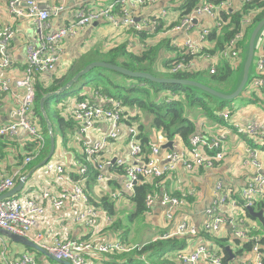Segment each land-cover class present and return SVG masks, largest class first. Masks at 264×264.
Segmentation results:
<instances>
[{
  "label": "built area",
  "instance_id": "1",
  "mask_svg": "<svg viewBox=\"0 0 264 264\" xmlns=\"http://www.w3.org/2000/svg\"><path fill=\"white\" fill-rule=\"evenodd\" d=\"M157 0H114L109 5L93 9L79 8L74 18L66 25L51 29L49 19L52 15L63 9V6L49 7L38 0H9V11L16 16H26L37 21V45L27 47V58L30 62L26 66L23 77L16 80V85L25 90L15 111L13 121L0 125V138L15 136L19 130L28 133V140L24 145L35 142L38 152L29 155L25 164L32 162L45 147L47 139L35 118V84L34 75L39 72H50L63 51V40L67 37H76L80 32L95 22L107 21L125 28H134L137 31L155 32L163 28L161 22L168 17L167 12L148 16L133 15L128 4L135 7H147ZM251 0H241L242 5ZM26 3V9L21 4ZM228 0L220 3L207 2L197 5L191 12L184 16L179 15L176 22L166 24V33L186 30L189 35L183 45L174 43L185 54L168 70L170 74L179 72H198L201 68L196 61L204 59L211 74H215L221 60H230L236 67L243 61V49L240 45L245 40L246 29L252 24L255 11L244 16L240 30L225 45L223 50L211 54L208 41L214 29L220 31L222 26L221 12L230 7ZM120 8V20H117V9ZM212 20L210 26L199 27L203 16ZM147 32V31H146ZM13 37L10 28L0 31V68L9 66L6 51ZM35 62H31V60ZM255 70L249 85L261 88L264 84V30L261 33L255 57ZM36 63V64H35ZM9 80H0V90L8 91ZM64 105L67 113L76 122V137L80 145V156L75 159V174H71L65 166L56 160H49L43 167L48 175H53L52 180L45 186H24L17 195L0 199V264H49L40 262L33 251H15L4 240L2 230L26 236L37 242L54 256L71 261L73 264H109L95 262L97 255H113L131 251L135 246L124 243L118 236L110 237L105 230L113 221V216L103 208L94 205L90 195V184L98 189L104 196L110 197L113 202L128 199L132 200L136 193V185L143 179L154 185L157 178L165 173L174 172L181 164L187 171L194 172L202 169H213L227 157V138L230 133L242 137L249 155L247 162L251 163L257 173L253 175L243 188L241 200L233 196L230 187L223 181L217 183L219 197L214 200L206 210L204 231L218 235L223 225L231 224L232 233L243 241H251L255 261H245L240 264H264L262 248L264 239L261 235L253 236L246 229L247 220L245 208L254 207L264 193V128L255 122H246L237 114L229 117L228 113L220 115L228 122V126L220 128L216 134L203 132L200 129L190 137V145L180 152L174 148L164 153L166 163L159 165L143 150L140 140L139 128L135 123L127 124V107L123 102L113 100L98 92L86 96L84 100L68 99ZM205 120H201L198 127H202ZM111 142H124L127 154H118V146H113L115 155L104 156ZM249 142V143H248ZM168 143L161 135V143L153 144L152 152L160 150ZM23 145V144H22ZM117 162L122 166L120 170H110ZM94 166L97 173L95 181H90V168ZM76 176V177H75ZM20 179V178H19ZM120 179L121 188L114 187L113 181ZM17 175H0V198L3 194L13 189L18 183ZM124 182V183H123ZM161 203L169 206L168 218L171 220L175 209L184 204L185 200L169 193L161 196ZM158 194L150 192L146 195L145 204L151 211L157 201ZM101 199V197H100ZM58 217L61 222L77 224L87 228L90 232L87 238L71 239L67 235H50L37 231L43 223H50ZM108 225V227H106ZM106 227V228H105ZM199 234V229L188 220L179 224L176 229L161 238L173 236L193 237ZM220 236V235H219ZM174 255H169L173 260H180L185 264H224V254L216 243L208 246L200 244L194 251L185 248L175 250ZM172 254V253H171ZM110 259V258H109ZM109 261V260H108ZM228 262V260H227Z\"/></svg>",
  "mask_w": 264,
  "mask_h": 264
},
{
  "label": "crops",
  "instance_id": "2",
  "mask_svg": "<svg viewBox=\"0 0 264 264\" xmlns=\"http://www.w3.org/2000/svg\"><path fill=\"white\" fill-rule=\"evenodd\" d=\"M42 1L43 5L54 7L63 6V9L52 15L49 19L50 28L56 29L57 27L68 24L73 18L77 9H93L97 7H104L110 4L114 0H38ZM171 0H157L154 4L147 7H135L132 4H128V8L137 17V15L148 16L152 14H162L164 11L167 12L168 17L166 20L161 22L163 28H159L155 32L146 30V37L143 38L139 35L134 34L133 28L121 27L118 24L100 21L98 25L92 24L84 28L80 34L76 37H67L63 40V51L56 64V68L50 72L40 73V79L50 85L54 77H61L67 73L72 65L81 57V55L89 52L90 50H98L102 53L108 52L110 48L117 45L126 44L127 49L131 52L138 53L145 47V42L157 44L161 42H169L170 45L165 46L160 52V57L157 63V70L162 71L166 65L163 63L170 59L173 55L182 53V50L175 46L174 43L183 45L184 41L189 36L186 30H180L174 33H166V24L176 22L179 18L180 13L168 10L167 6H170ZM231 8L238 9L242 6L241 0H228ZM21 7L26 9V4L22 3ZM120 8L117 9V20H120L119 16ZM37 21L35 19L26 16L12 15L9 11V0H0V31L6 28H10L13 32V37L9 42L6 55L9 58V66L6 68H0V80L9 79L11 84L8 91L0 90V125L13 121L15 119V111L19 104L21 97L24 95L25 90L18 87L15 81L24 76L27 66V47L29 45L37 44ZM212 20L208 16H203L199 27L210 26ZM114 41L115 43L110 44L109 47L103 46L102 43L106 40ZM1 57V55H0ZM244 57L242 56V59ZM229 61L230 60H224ZM222 61V62H224ZM196 64L201 68V71L207 68V61L200 59L196 61ZM254 71V70H253ZM87 92L88 95L92 94V90L86 87L82 93ZM69 99L74 100V97ZM237 116L246 122H255L260 124L264 128V108L257 104L243 105L242 102L236 103ZM147 123H150V119H147ZM203 132L211 134L218 133L221 129L215 124L209 122L204 123L199 128ZM69 141L67 145L63 143L62 136L57 134V146L52 160L59 161L65 168L72 174L75 172L74 161L80 156L81 148L77 141L76 133H69ZM159 135L155 132L152 135L153 144L159 143ZM3 140V138L1 139ZM11 141L9 146L5 148L0 146V175H17L18 178L33 171L32 175L27 179L25 185L28 186H45L48 184L53 175H48L43 167L31 170H27L29 164L23 163L22 165L15 158L17 148H22L24 143L28 140V133L25 130H19V132L10 138ZM174 148L177 151H181L188 147L182 140H174ZM23 144V145H22ZM117 145L118 154H127L128 149L124 142H111L107 150L104 152V156L115 155L113 146ZM227 157L217 167L213 169H202L200 171L190 172L187 171L181 164L177 170L170 173H165L161 178H157L153 187L154 193L158 194L159 201L155 204L154 208L145 214L140 215L144 218L142 226H148L150 229L151 236L133 243L132 240L126 239V242L133 246H143L151 241H154L162 234H168L173 232L176 227L186 220L195 225L199 229V234L193 237L187 238V251H194L200 244H206L208 246L213 245V242L204 234V223L206 220V210L211 206L215 199L219 197V191L217 190V183L223 181L224 184L231 188L233 196L241 200V194L243 188L246 186L248 180L257 173L255 167L248 163V153L246 151L247 145L242 137L230 133L227 138ZM171 147H163L160 153L154 154L150 147L149 156L154 158L159 165L166 163L164 159V153L172 150ZM119 183L120 179H117ZM124 183V182H123ZM114 186V185H113ZM115 187V186H114ZM117 187V186H116ZM115 187V188H116ZM90 193L93 201H101L100 197L102 194L98 189H91ZM164 193H169L174 196L181 197L185 200V203L178 206L175 209L172 220H169L167 214L169 206L161 203V196ZM260 201H264L263 196L259 197ZM125 201L120 200V205L124 204ZM117 208H115L116 212ZM135 211V205L133 206ZM130 212V217L134 213ZM117 212L115 213V215ZM138 217V216H134ZM123 215L119 217L116 223L120 225L123 223ZM168 221V225L167 222ZM262 224L259 220L247 218L245 227L252 231L260 230ZM108 227V225L106 226ZM105 227V228H106ZM119 234L114 229V233L111 228L105 231L108 236L122 235V230L119 229ZM50 235H67L71 239H81L86 235L89 230L81 225L68 224L61 222L58 217L54 218L50 223H43L37 230ZM221 237H229L228 245L231 246L235 253V258L228 261V264H240L245 261H255V253L252 250H242L243 240L236 238L232 233L231 224L226 222L221 232L218 233ZM260 234H254L257 236ZM264 238V234L261 235ZM240 240V244L236 241ZM12 243V242H11ZM15 243V242H13ZM15 251H31L21 244L12 245ZM134 250L129 253H133ZM264 253V246L262 248ZM171 256L174 253L170 254ZM139 258V257H138ZM109 260L106 255H97L94 258L95 262H107ZM48 261V260H47ZM175 264H185L180 260H175ZM46 262V261H45ZM49 264H51L48 261ZM200 264H209L208 262H200Z\"/></svg>",
  "mask_w": 264,
  "mask_h": 264
},
{
  "label": "trees",
  "instance_id": "3",
  "mask_svg": "<svg viewBox=\"0 0 264 264\" xmlns=\"http://www.w3.org/2000/svg\"><path fill=\"white\" fill-rule=\"evenodd\" d=\"M221 1L224 0H171L170 2L173 4L167 7L168 10L180 13L181 16H184L191 12L199 4L207 2L220 3ZM253 11H255L253 22L246 29L245 40L240 43L243 49L242 56L245 57L253 29L259 21L264 19V0H251L250 2L244 3L238 9L231 7L224 8L221 12L223 20L221 29L220 31L214 29L209 35L208 41L211 44V49L207 51L211 54H215L223 50L224 45L240 30L244 16ZM158 29L159 27L157 30ZM133 32L143 38L146 37V31H137L133 28ZM145 43L147 44H145L144 49L138 53L129 51L126 44L110 48L106 53H102L98 50H90L89 52L81 55V57L72 65L66 74L61 77H54L50 85H46L43 79L38 78L40 73H36L34 75V77L37 78L35 84V118L39 120V124L44 135L47 136L48 141L46 142L45 147L42 148L39 155L32 161V164H30L31 166H29L27 170H31L44 160L50 150L49 130L40 107L41 98L46 93L56 91L60 87L64 86L73 76H75L91 62L106 61L121 65L133 71L149 72L155 76L193 79L225 93L234 91L241 80L242 76L240 77L238 84L237 81L235 82V85H233L234 82L230 81L231 76H233L236 71L243 72L244 58L237 67L229 61L221 60L215 74H211L208 68L198 72L187 71L170 74L166 70H168L174 63H177L181 59V56L185 53L182 52L173 55L170 59L163 63V65L166 66L162 68V71H158L157 63L160 57V52L165 46L169 47L170 43ZM183 57L188 58L186 55ZM112 72L123 76L129 81L126 84L114 81V76L111 75L116 74ZM262 78L264 80V75ZM81 81H83L82 91L86 87H89L90 90H92V93L98 92L104 96L111 97L113 100L123 102V104L127 107V114H130V109H133L134 107H137V110H143L146 112L148 118L150 119V123H148L149 125L140 120L138 113L137 116H129L130 118H126L125 120L128 123H135L134 121L137 119L140 140L143 145V150L147 155H149L150 147L152 148L153 144V130L161 132L163 138L168 142L179 139L189 146L190 137L198 131V124L201 120L215 124V126H218L219 128H225L228 126V122L220 115V113L226 111L229 117L237 114L236 102L234 101L235 99L226 101L195 87L177 84H160L148 79L131 78L106 68L96 67L87 74L83 75L72 88L62 94L49 98L46 101L45 107L47 114L53 123V133L57 138L56 129L58 128L59 135L62 136L66 145L70 139L69 133L76 130V122L71 116L65 114L67 113V106L64 105V103L72 96L76 97L79 101L84 100L86 96H88L85 91L84 93L81 91L79 94L75 95V86ZM89 82H95V85L90 87L88 86ZM110 85L118 88L119 91L123 93L119 96L112 95L109 88ZM238 98L239 102L246 101L248 104L253 103L264 108V84L261 88H253L249 85ZM59 104L63 109V113L60 112L59 106L55 107V105ZM1 139L2 138H0L1 147L5 148L11 144V141H9L8 138H3V140ZM37 152L38 148L36 143H29L26 146L23 145L22 148H17L15 158L22 165L27 156L31 154L35 155ZM96 173L97 171L92 165L90 168L91 183L92 181H95ZM89 185H91L90 182ZM113 185L118 188L122 187L117 179L113 181ZM150 192H154V187L149 183V181L143 179L141 182H138L136 185V193L131 200L135 205V211L132 216H140L148 211L145 204V198ZM94 204L106 209L111 215L115 214L116 205L113 201H110L108 196L101 197V201H95ZM254 208L256 210L264 208V201L255 204ZM245 210L247 218L250 217L258 220L250 213L248 208H245ZM250 233L262 235L264 234V226L261 225L260 230L252 231ZM204 234H206L213 243L218 245L219 249L224 254V264H228L227 260L230 257V254L226 250V246L228 245L230 238H224L205 231ZM164 235L165 234L160 235L154 241H151L140 248L134 247L132 249L134 252L131 254L129 253L130 251H127L107 255L108 258H110L107 263L175 264L176 261L167 256L166 253L184 249L187 246V237L173 236L169 238H161ZM236 242L240 244L241 241L237 240ZM262 242L264 243V239ZM243 245L244 247L242 250H250L253 247V243L251 241H243ZM29 250L34 251L31 248H29ZM36 255L38 257L40 254L37 253Z\"/></svg>",
  "mask_w": 264,
  "mask_h": 264
},
{
  "label": "water",
  "instance_id": "4",
  "mask_svg": "<svg viewBox=\"0 0 264 264\" xmlns=\"http://www.w3.org/2000/svg\"><path fill=\"white\" fill-rule=\"evenodd\" d=\"M99 22H95V25H98ZM264 30V19L258 22V24L255 26L253 29L249 43H248V49H247V54L245 56V61H244V67H243V72L241 74V80L239 84L237 85L236 89L230 93H225L222 91H219L211 86H208L200 81L193 80V79H188V78H177V77H160V76H155L152 73L149 72H144V71H133L131 69L125 68L121 65L118 64H113L110 62L106 61H94L89 64H87L82 70H80L75 76H73L64 86L60 87L56 91L48 92L46 93L40 100V107L42 114L46 120L47 127L49 130V135H50V150L49 154L47 157L42 160L38 165L35 166L34 169L40 168L44 166L51 158L54 156L55 151H56V146H57V140L56 137L53 133V123L51 122L47 111H46V101L49 98L55 97L59 94L64 93L68 89L72 88L79 80L80 78L90 72L92 69L96 67H101V68H106L112 71H115L117 73L123 74L125 76L131 77V78H143V79H148L150 81L160 83V84H177V85H186V86H191L198 88L208 94H211L213 96H216L222 100L230 101L238 98L246 89L250 78L251 74L253 73L252 67L253 63L256 57V46L258 39L261 35V33ZM252 72V73H251ZM174 141L168 142L165 147H173ZM33 171H31L29 174H26L22 176L17 185L8 191L7 193L3 194L0 199H4L7 197H11L14 195H17L22 191V189L25 186V183L27 179L32 175ZM250 213L259 220V222L264 226V208L260 210H256L254 207L249 208ZM1 233L10 238L13 242L19 243L23 245L26 248H31L33 249L36 254L39 253L42 256H45L46 258H50L53 261H56L58 264H73L71 261L60 259L53 254L49 253L45 248L40 246L37 242L29 239L26 236H22L19 234H15L9 231L2 230ZM226 250L229 252L230 257L228 258V261H231L232 259L235 258V253L233 249L231 248L230 245L226 246Z\"/></svg>",
  "mask_w": 264,
  "mask_h": 264
},
{
  "label": "rangeland",
  "instance_id": "5",
  "mask_svg": "<svg viewBox=\"0 0 264 264\" xmlns=\"http://www.w3.org/2000/svg\"><path fill=\"white\" fill-rule=\"evenodd\" d=\"M113 43H115V42L114 41H109V39H107L105 43L104 42L102 43V45L106 46V47H109V45L113 44ZM252 70H255V61L253 63ZM112 73H114V72H112ZM114 74H116V73H114ZM241 74H242V71H236L233 74V76H231L230 81L234 82L233 85H235L236 81H237V84H238V81H239V79L241 77ZM111 76H114V78H113L114 81L121 82L123 84H126L129 81V80H127L126 78H124L123 76H121L119 74L111 75ZM251 77H252V74H251ZM94 85H95V82H89L88 83V86H90V87H93ZM248 86H249V83H248ZM109 88H110V92L112 93V95L119 96L121 93H123V92H120L118 88H115V87H113L111 85L109 86ZM230 88H231V86H230ZM82 89H83V81H81L80 83H78L75 86V92H76L75 95L79 94L82 91ZM72 97H74V96H72ZM238 100H239V98L235 99L234 101L236 103H239ZM242 103L245 106H247V104H248L246 101H242ZM56 106H59L60 107V112L63 113V109H62L61 105L60 104L59 105H55V107ZM137 113H138V115L140 117V120L142 122H145L147 125H149L147 123L148 115L146 114V112H144L143 110H137V107H134L133 109H130V116H137ZM134 122H135V125H137V119ZM56 132H57V134H59L58 128L56 129ZM154 132L157 135L160 136L159 137V139H160L159 144H160L161 143V135H162V133L159 132V131L153 130V133ZM45 137L47 139L46 135H45ZM49 137H50V135H49ZM152 146H153V144H152ZM91 189L92 190L96 189V188H94L93 184H91ZM101 194H102L101 197H103L104 196L103 192ZM90 195H91V193H90ZM108 198L110 199V201H113L110 197H108ZM124 201H125V203L121 204V205H120V201L114 202L115 205H116V208H117V210H116L117 214L116 215L115 214L112 215L113 216V221L109 225V228L112 229L113 233H114V229H115L117 231V233L119 234V230L117 228V227H119V229L122 230L123 233H122V235L113 234L112 237L118 236L124 243H127V244H129V243L126 242V239H130V240H132L133 243H136L137 241H142L143 239L149 238L151 236L149 227L148 226H144V225L142 226V224L144 222V218H142L141 216H138V217H135V218H134V216L130 217L129 213L134 211L133 210L134 204H133V202L131 200H128V199H124ZM97 207L102 208L101 206H97ZM148 212H150V211H146V213H148ZM122 215H123L124 219H123V223L120 225L119 223H116V222L119 219V217L122 216ZM188 221L190 222V220H188ZM166 222H167V225H168L169 222L168 221H166ZM260 228H261V226H260ZM4 240L7 242V244H9L11 246L14 245V244H19V243H13V241L10 238L6 237V236L4 237ZM135 247H137V246H135ZM140 247L141 246H138L137 248H140ZM171 253L172 252H168V253H166V255L169 256ZM38 259H39L40 262H45V261L48 262L49 261L51 264H58L56 261H53L50 258H46L45 256H42V255H38Z\"/></svg>",
  "mask_w": 264,
  "mask_h": 264
},
{
  "label": "bare ground",
  "instance_id": "6",
  "mask_svg": "<svg viewBox=\"0 0 264 264\" xmlns=\"http://www.w3.org/2000/svg\"><path fill=\"white\" fill-rule=\"evenodd\" d=\"M23 3H25V2H23ZM26 4V3H25ZM109 5V4H108ZM12 15H15V14H13L12 13ZM64 26V25H63ZM37 35H38V33H37ZM37 45V44H36ZM31 62H35L33 59L31 60ZM28 64H30V62H29V60H28V58H27V65ZM36 64V63H35ZM40 73H44V72H40ZM5 80H9V79H5ZM10 81V84H11V80H9ZM15 84H16V81H15ZM127 124H132V123H128V122H126ZM134 124V123H133ZM7 138H10V137H7ZM113 169H116V170H122L123 169V167L122 166H119L118 164H117V162H115L114 163V165L113 166H111L110 167V170H113ZM29 174V173H28ZM73 174H75V173H73ZM161 178V177H160ZM174 196V195H173ZM175 197H178V196H175ZM178 198H181V197H178ZM182 199V198H181ZM95 205V204H94ZM172 220V219H171ZM90 232V231H89ZM88 232V233H89ZM88 233L86 234V235H84V237L83 238H87L88 237ZM70 238V237H69ZM168 238V237H167ZM138 247V246H137ZM174 252V251H173ZM172 252V253H173Z\"/></svg>",
  "mask_w": 264,
  "mask_h": 264
}]
</instances>
